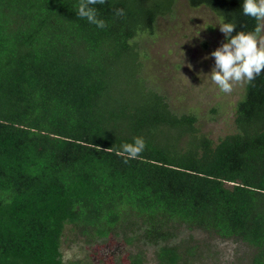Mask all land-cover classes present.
Here are the masks:
<instances>
[{"label":"trees","instance_id":"16d2710c","mask_svg":"<svg viewBox=\"0 0 264 264\" xmlns=\"http://www.w3.org/2000/svg\"><path fill=\"white\" fill-rule=\"evenodd\" d=\"M186 1L233 36L255 29L243 0ZM77 3L0 0V264H83L62 260L66 227L154 246L157 264H193L200 246L178 236L200 231L264 264V72L246 83L235 132L212 143L136 78L134 41L173 0H107L104 29ZM138 136L146 148L125 163L116 152ZM138 251L129 264H143Z\"/></svg>","mask_w":264,"mask_h":264},{"label":"rangeland","instance_id":"374dc122","mask_svg":"<svg viewBox=\"0 0 264 264\" xmlns=\"http://www.w3.org/2000/svg\"><path fill=\"white\" fill-rule=\"evenodd\" d=\"M221 23L207 8L193 9L186 0H173L171 11L155 20L153 32L140 34L134 41L140 63L136 76L139 84L163 96L173 114L194 116V136L212 143L235 132V106L247 83H237L230 94H225L206 77L215 66L211 53L226 42L219 30ZM128 63L129 70L137 69ZM127 80L131 78H124L126 83ZM189 138L186 133L181 143H187ZM189 236L200 246L201 257L193 264H250L253 250L239 242L183 228L178 239ZM138 250L144 254L143 264H157L154 246L140 241L127 245L119 237L93 241L68 227L60 247L64 263L83 264H129L128 257Z\"/></svg>","mask_w":264,"mask_h":264},{"label":"clouds","instance_id":"9594fccd","mask_svg":"<svg viewBox=\"0 0 264 264\" xmlns=\"http://www.w3.org/2000/svg\"><path fill=\"white\" fill-rule=\"evenodd\" d=\"M106 2L107 0H78L74 7L79 18L104 29L108 25L98 18L95 6ZM242 10L244 15L256 21L255 29L247 33L239 31L233 36L236 25L221 23L219 30L224 34L226 42L211 53L215 66L206 76L225 94H230L237 83L251 82L264 72V0H243ZM115 15L124 16V10L116 9ZM145 148L144 138L138 136L131 143L121 144L116 154L126 157L124 162L127 163L128 160L137 159Z\"/></svg>","mask_w":264,"mask_h":264}]
</instances>
